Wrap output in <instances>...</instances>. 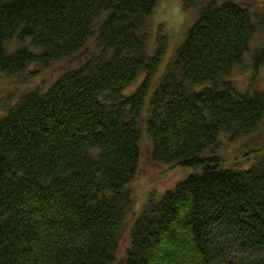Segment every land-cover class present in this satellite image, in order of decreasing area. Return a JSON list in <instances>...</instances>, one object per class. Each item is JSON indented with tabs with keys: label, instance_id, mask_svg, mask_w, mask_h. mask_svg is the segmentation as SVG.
<instances>
[{
	"label": "trees",
	"instance_id": "obj_1",
	"mask_svg": "<svg viewBox=\"0 0 264 264\" xmlns=\"http://www.w3.org/2000/svg\"><path fill=\"white\" fill-rule=\"evenodd\" d=\"M159 2L0 0V73L23 83L83 58L0 110V264H114L144 132L153 161L193 172L143 208L119 263L264 264V135L233 162L217 151L263 124L264 89L230 75L264 18L235 0H182L196 18L144 112L167 47L161 33L148 46Z\"/></svg>",
	"mask_w": 264,
	"mask_h": 264
},
{
	"label": "rangeland",
	"instance_id": "obj_2",
	"mask_svg": "<svg viewBox=\"0 0 264 264\" xmlns=\"http://www.w3.org/2000/svg\"><path fill=\"white\" fill-rule=\"evenodd\" d=\"M224 2L226 0H219ZM242 5H245L251 9L253 17L257 19L264 18V2L263 0H235ZM196 9H187L183 7L182 0H160L157 7H155L150 20V34H149V48H153V44L157 43V36L159 33L165 34L167 38V47L162 60L160 61L157 71H155L152 79V83L148 92L146 106L144 112L147 111L150 98L155 90L156 86L161 81L164 73L167 60L171 59L174 53V49L183 41L185 33L190 28V25L196 18ZM88 48V53L92 49ZM264 50V29L257 32L251 42V50L244 56L241 65L234 67L230 78L234 79L238 87L242 89H264V53L260 59L261 67L258 73L257 80L253 77V61L252 52L254 50ZM87 53V54H88ZM82 56L76 57L74 60H68L58 62L51 67L41 70V74L28 82H19L15 77L6 76L4 73H0V110L6 107L10 103L17 101V99L26 91L34 87L47 88L51 83L64 72L66 69L77 65L82 61ZM35 68H38L34 66ZM143 76L137 79L129 85L125 92L130 93L134 91L141 83ZM140 82V83H139ZM1 112V111H0ZM143 112V113H144ZM145 114V113H144ZM264 118V117H263ZM260 128L254 133L255 135L245 139L240 137L236 140H229L227 136H221L219 148L217 151L229 161H234L237 157H240L241 145L249 143L255 144L258 136L264 135V120ZM140 167L135 179L129 185L134 195V206L131 213L127 216V222L122 233L119 252L117 260L114 264H120V258L125 256L126 249L130 243V231L136 217L141 213L143 208L147 206L149 201L158 199L165 191L173 188L178 181L184 179L186 176L193 172L192 168L174 166L166 163H158L151 158L152 141L150 136L144 132L140 140ZM242 157V156H241ZM239 163L242 166H249L253 163V159H246L244 156L239 158Z\"/></svg>",
	"mask_w": 264,
	"mask_h": 264
}]
</instances>
